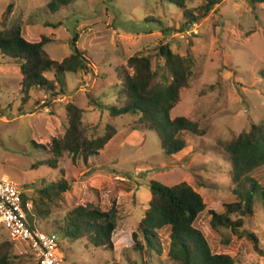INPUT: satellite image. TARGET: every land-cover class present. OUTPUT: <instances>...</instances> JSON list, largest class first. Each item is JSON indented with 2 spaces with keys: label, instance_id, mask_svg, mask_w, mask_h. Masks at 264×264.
<instances>
[{
  "label": "rangeland",
  "instance_id": "obj_1",
  "mask_svg": "<svg viewBox=\"0 0 264 264\" xmlns=\"http://www.w3.org/2000/svg\"><path fill=\"white\" fill-rule=\"evenodd\" d=\"M51 1L0 0L2 28L20 27L32 42L46 38L45 49L59 62L74 52L77 39L90 69L67 74L64 91L57 86V93H51L28 88L19 65L0 55V179L7 177L34 197L46 178H55L56 171L45 161L52 157V139L65 133L66 105L73 102L85 110L91 138L105 135L108 126L114 136L87 160L63 154L57 170L64 171L72 188L53 206L49 221L62 219L79 205L115 210L118 215L113 250L63 243L60 264H177L167 256V229L160 236L163 255L154 251L144 257L133 249V234L143 238L139 225L152 197L151 180L169 186L186 182L201 194L206 209L195 226L214 253L229 254L239 264H264L260 204L246 217L241 236L224 227L214 230L210 215L211 210L224 212L223 205L235 200L233 166L221 154L218 141L237 137L253 123H264V1L215 0L209 12L192 24H184L182 11L161 0H62L56 10L50 8ZM209 1L188 0V7L199 15ZM162 44L195 59L172 118L193 121L199 135L182 132L188 147L174 156L165 154L156 133L137 125V116L114 117L106 108L118 104L116 92L130 71L128 59L152 55L156 66L157 47ZM54 75L47 73L49 79ZM252 175L264 184V166ZM38 228L55 232L45 222ZM5 240L13 247L12 264H37L25 244L6 234L0 244Z\"/></svg>",
  "mask_w": 264,
  "mask_h": 264
},
{
  "label": "trees",
  "instance_id": "obj_2",
  "mask_svg": "<svg viewBox=\"0 0 264 264\" xmlns=\"http://www.w3.org/2000/svg\"><path fill=\"white\" fill-rule=\"evenodd\" d=\"M264 1V0H260ZM62 0H52V10L61 5ZM171 7L181 10L184 24L198 22L212 6L217 3L210 0L195 15L188 7V0H161ZM160 24H163L160 22ZM74 39V52L61 62L52 59L45 49L49 42L43 38L40 42L27 40L20 27L3 29L0 22V55L8 62L19 65L23 82L28 88H40L57 93V86L64 91L66 75L88 72L89 60L86 52L78 49ZM159 62H153L152 55H135L128 59L126 81L116 92L118 104L107 105L111 115L124 114L137 116V125L146 131L154 132L160 139L162 149L168 156L178 155L187 147V141L181 136L187 131L199 135L197 124L186 117L172 118V111L179 101L181 89L188 84L194 57H184L175 53L169 44L157 47ZM160 68V69H159ZM158 69V70H157ZM55 72L54 79L47 73ZM264 77V70L261 72ZM98 105L97 101H94ZM85 110L71 102L66 105L67 125L62 136H55L50 143L52 157L45 164L56 171L55 178H46L36 195L23 194L24 201H33V210L29 213L31 222L38 220L52 224L58 244L83 243L84 247L114 249L113 234L117 226V212L104 211L98 206L79 205L68 211L62 219L49 221L53 206L72 188L60 172L59 160L68 152L73 156L87 158L99 154L114 136V129L107 127L106 134L91 138L84 121ZM218 149L232 166L231 179L235 186V200L223 205L224 212L210 211L211 227L214 230L224 227L235 235L241 236L246 217L255 213L260 204L264 209V184L252 175L264 166V123H253L231 140H220ZM151 200L139 225L138 233L133 234L134 251L142 256H151L152 252L163 255L162 231L167 229L166 250L169 260L177 264H239L225 253H214L205 234L195 226L201 213L206 209L203 197L186 182L169 186L157 180L150 182ZM264 211V210H263ZM258 243L257 237L250 234ZM11 243L0 244V264H12Z\"/></svg>",
  "mask_w": 264,
  "mask_h": 264
},
{
  "label": "built area",
  "instance_id": "obj_3",
  "mask_svg": "<svg viewBox=\"0 0 264 264\" xmlns=\"http://www.w3.org/2000/svg\"><path fill=\"white\" fill-rule=\"evenodd\" d=\"M26 191L7 177L0 179V238L6 234L11 240L25 244L37 264H60L61 254L55 233L38 228V220L30 221L33 201H24Z\"/></svg>",
  "mask_w": 264,
  "mask_h": 264
}]
</instances>
